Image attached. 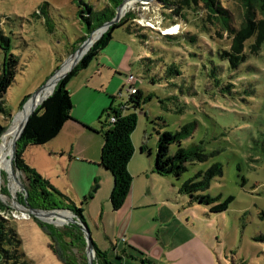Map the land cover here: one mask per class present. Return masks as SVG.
Here are the masks:
<instances>
[{"label":"rangeland","instance_id":"rangeland-1","mask_svg":"<svg viewBox=\"0 0 264 264\" xmlns=\"http://www.w3.org/2000/svg\"><path fill=\"white\" fill-rule=\"evenodd\" d=\"M88 1L99 11L112 8L109 0ZM123 1L134 4L116 24L127 19L144 38L115 30L103 56L77 73L65 89L72 106L78 107L88 101L85 91L92 78L99 81L100 73L105 76L108 68H116L115 62L128 67L144 60L146 72L134 65L130 73L149 99L135 113L128 193L114 207L109 172L82 164L78 155H51L56 144L68 143L66 136L46 146L25 148L23 159L29 162L25 163L56 190L58 194L48 192L52 195L48 199L60 208L34 205L30 195L40 192L31 190L27 179L15 170L13 191L6 169L0 168V215L21 239L23 261L64 264L50 251L51 238L41 226L52 231L79 226L72 211L82 210L93 244L115 264H139L143 256L155 264H264V43L254 53L249 49L252 40L247 41L245 61L232 70L221 55L244 20V7L237 0H217L222 14L209 12L201 3ZM86 17L75 0H0V73L11 55L17 61L13 82L2 98L4 132L29 101L21 103L55 77L65 61L98 32L97 28L88 33ZM109 29L79 62L102 45ZM170 35L177 38H166ZM110 84L122 91L120 95L119 90L114 92L116 103L128 99L123 77H115ZM189 123L194 124L192 136L181 146L188 149L201 143L206 161L186 164L179 178L156 174L157 132L174 133ZM176 149L171 145L169 154ZM214 163L222 166V176L196 195L218 202L232 197L233 202L220 214L210 213L207 206L179 191L185 181ZM96 173L100 179L94 183ZM29 212H68L70 219L57 226ZM65 241L76 263L89 264L86 242ZM92 264H99L95 251Z\"/></svg>","mask_w":264,"mask_h":264},{"label":"trees","instance_id":"trees-1","mask_svg":"<svg viewBox=\"0 0 264 264\" xmlns=\"http://www.w3.org/2000/svg\"><path fill=\"white\" fill-rule=\"evenodd\" d=\"M112 8L96 9V5L88 0H75L80 6L81 13L87 15L85 21L89 28L88 33L101 27L103 24L111 21L115 15V9L123 0H109ZM166 4L168 0H159ZM243 5L245 14L244 20L240 24L239 29L233 33V39L227 51H223L221 57H224L230 69L235 70L242 64L246 55L244 53V44L252 40L249 49L256 53L264 43V0H237ZM181 5L190 3L198 5L203 4L211 13H224L223 9H219L217 0H178ZM117 29L123 30L126 34L136 38H144L136 29L129 25L127 19L122 20L119 24L110 27L105 34L102 45L91 50L78 65L64 77L55 87L52 94L46 98L28 118L20 139L16 144L14 170L20 172L28 181L31 190H37L39 195L31 196L34 205L40 206L46 210L60 208L55 203L49 201L48 192L57 193L50 183L44 180L32 168H30L23 159V150L28 146H45L61 132L65 124L71 120L70 112L72 103L69 93L65 89L66 84L85 69L91 61H95L99 52L106 46L111 39V35ZM168 39H176L175 35L166 36ZM84 38H82V41ZM189 42H193L189 39ZM144 60L139 59L136 62L144 72L147 69L144 66ZM16 59L11 55L7 59V63L3 66L0 73V112L6 115L3 109L2 98L10 87L14 79V67ZM132 74H127V76ZM133 76V75H132ZM153 82V81H152ZM136 94L128 96L126 101L120 102L115 106L110 105L106 109L99 121V129L96 131L102 136V148L98 167L105 172H109L113 177V192L111 202L114 207H119L126 197L131 178L127 171V165L134 154V148L130 139L135 129L136 110L139 109L142 102H147L149 97H144L141 89L138 87V80L135 78ZM122 91L119 92V95ZM116 98H113L115 100ZM28 100V99H27ZM24 100L21 106L27 101ZM194 124L189 123L181 127L178 131L172 133L169 131L157 132V143L154 157V172L162 176H174L179 178L186 170L185 165L188 163H202L207 159L202 144L195 145L191 148H182L181 144L184 140L192 136ZM4 132V126L0 124V137ZM171 145H176L177 149L173 155L169 154ZM222 176V166L219 163L212 164L204 172L198 173L193 179L185 181L180 187V193L186 194L190 200L198 204L207 206L212 214H220L225 212L229 205L233 202L232 197L226 198L223 202L210 198L206 195H196L204 192L210 187V183L217 177ZM41 194V195H40ZM58 194V193H57ZM2 206L0 209L2 210ZM72 211V210H71ZM72 213L76 216L79 223L84 224L82 210H74ZM41 228L51 238L49 244L50 251L64 264H78L76 259L70 256L68 247L70 246L65 240H78L84 245L85 238L80 226L71 225L62 231H52L44 226ZM21 239L16 232L9 226L0 215V264H27L23 261V254L20 251ZM96 257L99 264H115L108 260L106 252H100L93 244ZM124 256L126 254L123 253ZM128 256V255H127ZM140 256H142L140 254ZM130 257V256H129ZM139 258V264H155L148 260ZM131 258V257H130Z\"/></svg>","mask_w":264,"mask_h":264},{"label":"crops","instance_id":"crops-1","mask_svg":"<svg viewBox=\"0 0 264 264\" xmlns=\"http://www.w3.org/2000/svg\"><path fill=\"white\" fill-rule=\"evenodd\" d=\"M126 35L130 36L128 34ZM106 46L108 45L106 44ZM103 49L99 52L98 56H103ZM98 56L95 62L98 61ZM137 61L130 64L128 67H126L124 63L115 62L116 68H108L107 72H105V76H103V73H100L98 77L99 81H95L94 78H92L88 82V86L86 87L87 91H85V94H88V101L80 104L78 107L72 106L70 112L71 120L65 124L57 137L52 140H57L60 136H66L68 138V143L65 145L59 144L58 146L56 144L54 148L50 149L51 155H56L57 153L61 155L69 154L70 158H74L75 155H78L82 164L103 170L98 167L103 142L102 139H98V136L101 135L96 133V131L99 129L98 123L102 118L103 112L108 109L110 105L115 106L118 104L115 100L112 101V99L114 98V92L120 89L118 86L111 85L110 83L115 77H123L125 79V76L131 73L132 67ZM120 70H123L124 74L118 72ZM118 85H120V83ZM77 89H81V86L78 85ZM24 161L27 164L29 163L26 160ZM99 177V173H96L93 178L94 183L99 181Z\"/></svg>","mask_w":264,"mask_h":264},{"label":"bare ground","instance_id":"bare-ground-1","mask_svg":"<svg viewBox=\"0 0 264 264\" xmlns=\"http://www.w3.org/2000/svg\"><path fill=\"white\" fill-rule=\"evenodd\" d=\"M133 4L134 3L132 1H127L123 5V8L121 9L120 15L122 16ZM105 30L106 29L103 28V29H99L98 32L93 33L90 39L88 40V42L86 43L84 49L81 48L80 52L75 53L67 61H65L61 69L56 73V76L54 77L53 82L48 84L35 98L30 100L25 105L24 109L21 110L12 119L8 129L0 137V168L3 166L6 169V172L8 173L9 178L11 180L10 186H11V189H13V191L16 190V186L14 184L15 182L12 176V171H13L12 145L20 132L22 124L24 123L26 117L30 114V112L36 109L43 102V100L52 93L54 89L55 80L59 79L61 75L66 74L73 67V65L77 62V60L83 57V55L87 52L89 47L101 36L102 32ZM174 30L175 29H172V31ZM69 66H71L70 69L66 71L67 68H69ZM69 215H68V212L67 213L66 212H54V213H44V214H41L40 216L47 221L53 222L57 226H61L65 224L67 220L70 219Z\"/></svg>","mask_w":264,"mask_h":264},{"label":"water","instance_id":"water-1","mask_svg":"<svg viewBox=\"0 0 264 264\" xmlns=\"http://www.w3.org/2000/svg\"><path fill=\"white\" fill-rule=\"evenodd\" d=\"M125 1V0H124ZM124 1H123V3H124ZM147 2H149V1H151V0H146ZM123 5L124 4H120L119 6H118V8H117V11H116V14H115V16H114V18L111 20V21H109V22H107V23H105V24H103L101 27H99L98 28V30L99 29H108L109 27H112L113 25H116V23H118L119 22V20H120V17H121V15H120V12H121V9H122V7H123ZM86 42H84V44H85ZM83 44V45H84ZM82 45V46H83ZM81 46V47H82ZM81 47L78 49V51L76 52V53H78V52H80V50H81ZM80 60V59H79ZM79 60H77V62L73 65V67L66 73V74H64L62 77H60L59 79H57V80H55V83H54V89H55V87L57 86V84H58V82L59 81H61L64 77H66V75L68 74V73H70L75 67H76V65H77V63L79 62ZM53 79H54V77L52 76L51 77V79L42 87V88H40L31 98H29L27 101H30V100H32L33 98H35L48 84H50L51 82H53ZM53 89V90H54ZM53 92V91H52ZM52 94V93H51ZM50 94V95H51ZM49 95V96H50ZM48 96V97H49ZM48 97H46V98H48ZM45 98V99H46ZM44 99V100H45ZM43 100V101H44ZM36 109H34V110H32L31 112H30V114L26 117V119H25V121H24V123L22 124V126H21V129H20V132H19V134H18V136H17V138L15 139V141H14V143H13V145H12V152H13V155H12V160H13V172H14V160H15V151H16V144H17V142H18V140L20 139V137H21V134H22V132H23V130H24V127H25V125H26V122H27V120H28V118L34 113V111H35ZM33 214V215H35L36 217H38V216H40L39 215V213H36V212H29V214ZM76 217V216H75ZM76 221H77V219H76ZM78 224H79V226H80V228H81V231H82V233H83V235H84V238H85V242H86V247H87V250H88V262H89V264H92V257H93V251H94V248H93V242H92V240H91V238H90V235H89V233H88V229H87V227L85 226V225H83L82 223H79L78 222Z\"/></svg>","mask_w":264,"mask_h":264},{"label":"built area","instance_id":"built-area-1","mask_svg":"<svg viewBox=\"0 0 264 264\" xmlns=\"http://www.w3.org/2000/svg\"><path fill=\"white\" fill-rule=\"evenodd\" d=\"M135 78L132 75H129L125 79V87L127 89L128 96H133L136 94L135 88Z\"/></svg>","mask_w":264,"mask_h":264}]
</instances>
